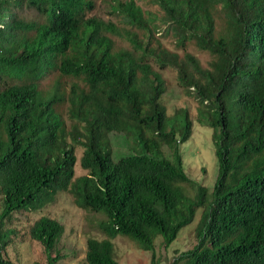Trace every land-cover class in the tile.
I'll return each mask as SVG.
<instances>
[{"label":"trees","instance_id":"16d2710c","mask_svg":"<svg viewBox=\"0 0 264 264\" xmlns=\"http://www.w3.org/2000/svg\"><path fill=\"white\" fill-rule=\"evenodd\" d=\"M147 2L157 12L114 0L119 29L88 17L91 0H0V264H15L6 257L17 235L14 214L42 207L60 190L106 217L99 226L107 238L87 240L88 264H120L112 242L118 235L154 259L157 238L169 247L201 208L197 244L173 264H264V0ZM220 13L227 28L217 34ZM160 30L180 46L194 42L209 52L212 67L189 54L180 62L154 46ZM114 34L131 49L117 48ZM151 59L159 69L177 68L181 86L199 102L198 122L213 130L219 173L211 200L184 168L189 112L168 115L160 103L166 82ZM52 75L82 83L69 98L71 130L57 112L59 81L42 89ZM112 133L131 140L134 154L115 160ZM77 145L88 173L75 178ZM63 234L64 226L46 216L31 226L46 264L61 260L55 251Z\"/></svg>","mask_w":264,"mask_h":264},{"label":"rangeland","instance_id":"374dc122","mask_svg":"<svg viewBox=\"0 0 264 264\" xmlns=\"http://www.w3.org/2000/svg\"><path fill=\"white\" fill-rule=\"evenodd\" d=\"M94 2V10L88 13V17H96L106 23L110 22L117 28L123 26L121 18L112 11L114 0H91ZM127 1V0H122ZM147 13L157 12L155 6L150 5L147 0H135ZM27 19L35 17L36 13L26 11L24 13ZM216 32L221 34L226 31L227 20L223 15L216 14ZM159 26L162 27L161 23ZM117 48L130 50V44L117 35H111ZM154 46L161 44L164 48L175 53L180 62H184L186 55L195 56L204 69H210L214 58L207 52L200 50L194 42H187L185 47L177 43V39L171 34H166L160 30L155 35ZM150 60L154 70L159 71L166 82V92L162 96L160 103L165 107L169 116H173L179 109H186L192 120V134L188 141L180 145L184 168L187 175L197 184L207 189V198L211 200V193L214 189L218 173V160L215 155V145L212 140L213 130L198 122L199 102L194 95H188L179 81V73L176 67L169 66L165 69H159L158 65ZM55 80L59 81V95L63 98L57 104V112L60 113L66 122L68 130H71L73 120L70 117V103L73 87L81 83L74 77H64L52 75L48 79L42 80V89L47 92ZM82 84V83H81ZM69 142L71 140L69 139ZM111 149L115 160L121 156L134 154V145L122 133L110 134ZM84 149L77 145L75 153L77 163L75 165V178L87 175L88 171L80 166V159ZM162 153L166 158H171V151L162 147ZM189 196L194 197L196 190L185 186ZM2 210V199L0 195V212ZM204 209L197 211L195 220L192 224L185 227L169 247H165L162 239L159 237L155 241V255L143 250L136 242L130 238L118 235L112 239L114 244L115 258L120 264H173V262L184 252L193 249L197 244L196 229L199 224ZM46 216L57 220L64 226V234L59 241L55 253L62 257L58 264H88L86 262L87 240L94 238L98 240L106 239V234L101 231L100 223L106 220L102 213L92 212L90 210L79 208L74 196L67 190H60L54 196L52 201L45 202L40 208L30 211H21L13 216L10 227L17 231L15 240L8 246L6 257L15 264H46V254L43 246L30 235V228L40 217ZM56 255V254H54Z\"/></svg>","mask_w":264,"mask_h":264}]
</instances>
